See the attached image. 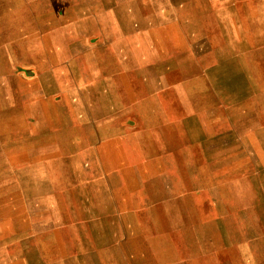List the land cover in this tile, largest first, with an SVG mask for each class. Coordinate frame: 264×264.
Segmentation results:
<instances>
[{
    "label": "rangeland",
    "instance_id": "rangeland-1",
    "mask_svg": "<svg viewBox=\"0 0 264 264\" xmlns=\"http://www.w3.org/2000/svg\"><path fill=\"white\" fill-rule=\"evenodd\" d=\"M211 2L0 0V264H97L116 171L151 174L171 224L152 211L153 230L182 242L211 226L264 264V63L224 66Z\"/></svg>",
    "mask_w": 264,
    "mask_h": 264
},
{
    "label": "crops",
    "instance_id": "crops-1",
    "mask_svg": "<svg viewBox=\"0 0 264 264\" xmlns=\"http://www.w3.org/2000/svg\"><path fill=\"white\" fill-rule=\"evenodd\" d=\"M202 0H187V5L197 9ZM216 2H219L223 10H211L206 18L218 20V28L213 27L208 33L211 35H222L224 38V57L225 65L228 66L229 59L239 58L240 64L251 66L252 64L264 63V0H253L251 10H232L236 7L233 0H212L211 5L214 9ZM205 7V6H204ZM184 15V13H183ZM194 15L184 16L183 24L191 29V34H195L192 29L195 23ZM215 25V24H214ZM211 48L216 58L215 42L211 43ZM186 53V59L198 61L200 56L196 52L195 44ZM212 52V51H211ZM210 51L208 55L211 56ZM191 53V54H190ZM117 63V62H116ZM114 64L113 67L120 66ZM69 70L63 71V75L69 74ZM34 69V68H33ZM66 69V68H65ZM55 81L56 72L49 70ZM226 77V76H225ZM258 79V78H257ZM228 80V79H227ZM231 80V79H229ZM66 83V82H65ZM66 85V84H65ZM71 92V91H70ZM215 93V90H213ZM80 129L85 133L94 131L98 134L99 127L82 123ZM101 131V130H99ZM98 138V137H97ZM96 138V139H97ZM114 140H112L113 142ZM114 143V142H113ZM116 145V142H115ZM173 172H161V177L165 187H168L167 180L172 177ZM152 176L149 172H114L112 173V186L102 192V205L99 210L102 211L98 217L99 228L96 241L97 264H251L252 256L246 250L239 254L230 247V234L222 236L224 246L217 247V239L208 226V236L204 237V230L197 225L192 229L191 234H186V241L183 236L179 241H173L168 232H158L152 229L153 219L152 211H161L159 220L160 226L171 225L168 223V207L163 199L156 201L151 192ZM172 179V178H171ZM171 185V183H170ZM173 185V183H172ZM36 201H38L36 199ZM2 207H0V224L2 218ZM105 212V213H104ZM111 224L104 232V218H109ZM102 225V226H100ZM107 225V224H106ZM111 227V228H110ZM211 234V235H210ZM1 238V237H0ZM220 242V241H218ZM185 243V245H184ZM0 242V251L3 246ZM206 244V245H205Z\"/></svg>",
    "mask_w": 264,
    "mask_h": 264
}]
</instances>
